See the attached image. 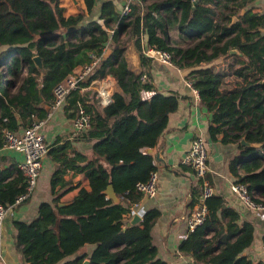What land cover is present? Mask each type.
Returning a JSON list of instances; mask_svg holds the SVG:
<instances>
[{"label": "trees", "instance_id": "16d2710c", "mask_svg": "<svg viewBox=\"0 0 264 264\" xmlns=\"http://www.w3.org/2000/svg\"><path fill=\"white\" fill-rule=\"evenodd\" d=\"M56 1L0 0V149L4 128L20 132L46 118L53 88L93 58L99 60L90 78L111 75L120 91L105 107L97 105L90 91L68 94L63 105L67 118H75L79 105L89 114L88 125L74 135L77 140L93 141V153L87 158L75 151L69 158L66 150L71 142L55 145L56 140L49 149L57 163L51 190L59 184L65 165L81 172L90 190L81 188L63 205L55 194L51 202L38 206L32 221H14L15 244L27 264H81L86 258L92 264H167L158 256L151 234L160 211L148 209L134 224H127L125 216L143 197L135 184L157 169L147 149L166 130L179 99L174 93L155 91L144 55L142 70L130 69L126 59L130 36L141 53L145 35L147 48L167 51L174 65L188 70L186 78L211 113L213 139L222 133L223 141L244 138L251 144L241 146L230 169L238 174L235 182L245 183L254 199L264 203V83L260 82L264 79V13L251 8L241 13L253 0H218L215 4L226 10L218 15L208 3L211 0H134L123 18L115 0H84L87 13L76 15L59 12ZM234 16L237 21L232 23ZM172 30L177 38L171 36ZM107 48L111 52L101 62ZM231 49L238 52L230 53ZM219 57L229 59L228 72L204 66ZM230 76L241 81L227 82ZM110 184L118 203L104 192ZM24 188L17 163L0 154V203L11 205ZM198 196L196 183L190 207ZM205 204L204 221L179 245V252L190 258L187 264H264L245 253L254 238L252 223L238 224V215L223 207L220 195H211ZM88 245H93L90 252Z\"/></svg>", "mask_w": 264, "mask_h": 264}, {"label": "crops", "instance_id": "0c3cea01", "mask_svg": "<svg viewBox=\"0 0 264 264\" xmlns=\"http://www.w3.org/2000/svg\"><path fill=\"white\" fill-rule=\"evenodd\" d=\"M217 1L211 0L208 3L214 7L217 15L226 12L220 3L215 4ZM115 2L116 7L120 9L124 0H115ZM246 6L241 9V13L247 8H251L254 12L264 13V0H253ZM55 7L64 15H76L80 11L87 13L84 0H57ZM233 21L236 22L237 19ZM173 32L175 33L172 30L171 36L177 38ZM133 42L134 36H130L126 59L130 69L138 73L142 70V53L135 48ZM142 42L145 48V35L142 36ZM146 59L149 60L147 69L150 72L155 91L162 94L174 93L179 99L177 110L169 115L166 130L160 136L157 144L147 149L153 156L156 170L159 172L157 196L151 200L146 197H142L140 200L146 209L155 208L160 211V216L151 230L158 256L167 264H187L190 260L189 257L179 252V245L187 233V217L192 209L189 203L192 188L197 180L192 169L182 163V158L189 148L193 135L200 133L205 140L208 152L207 179L213 186L215 195L222 196L223 207L233 210L238 215L236 220L238 224L243 221L252 223L254 238L245 253L255 262L264 261V218L261 212L243 204L231 190L232 184L238 179V174L231 171L230 163L240 153L241 146L246 145H243L241 140L223 141L222 133L217 134L214 139L210 136L211 113L203 106L198 94L187 83L186 73L188 70L174 64L166 65L153 58ZM228 61L229 59L219 57L204 66H214L213 69L216 71L228 72ZM235 80L241 81V78L235 76L226 78L227 82L233 83ZM116 91H120L117 83ZM145 96H149V93ZM39 130L49 144L50 150L56 140L59 141L55 145L68 140L71 142V146L66 150V155L69 158L75 155V151L86 155L87 158L92 156L93 141L75 139L73 120L65 116L63 106L53 111ZM0 154L12 158L16 163L21 158V155L16 152L3 149H0ZM53 158V153L48 151L44 157L36 187L28 201L16 206L12 212H8L3 217L0 224V264H27L25 257L15 244L14 221H32L37 217L38 206L42 202H51L55 194L60 195V201L68 203L81 188L90 190V185L84 175L72 166L65 165L59 184L55 185L53 192L51 190L52 175L57 167ZM65 190L66 192H64ZM125 218L127 221L131 219L128 216ZM92 249L93 245L87 246L88 252Z\"/></svg>", "mask_w": 264, "mask_h": 264}, {"label": "built area", "instance_id": "2783aa9c", "mask_svg": "<svg viewBox=\"0 0 264 264\" xmlns=\"http://www.w3.org/2000/svg\"><path fill=\"white\" fill-rule=\"evenodd\" d=\"M132 1L134 0H124L122 7L119 9L120 18L126 17L129 14L131 10L130 3ZM111 32L114 31L111 30ZM142 55L149 59H156L166 65H173L170 53L165 50L145 47L142 50ZM98 60V58H93L91 61L77 66L63 81L53 88V103L46 118L34 121L30 126L20 132H13L6 128L2 130L3 146L1 149L13 151L21 155L20 160L17 161V167L21 170L24 177L25 188L11 205L5 207L0 203V224L8 212H12L16 206L22 204L33 193L41 174L44 157L49 151V144L39 129L51 116L53 111L61 108L65 104L70 91H90L96 98L99 107H105L112 102L113 94L116 92V81L114 77L107 75L101 78H90ZM144 77L145 75L142 78ZM187 83L198 94L188 79ZM88 123L89 114L83 105H79L77 115L73 119L75 133L84 129ZM207 156L208 152L203 136L200 133L194 134L191 138L189 148L182 158V163L192 169L199 190L198 200L192 206L187 217V233L204 221L207 213L205 201L208 197L215 194L213 186L207 179V172L209 170ZM158 183L159 172L153 170L150 172L146 181L135 184V189L142 193L143 197L151 200L157 196ZM231 190L243 204L250 209L261 212L264 218V203L254 199L253 194L249 192L245 183L234 182ZM146 210L148 209L139 201L131 206L127 216L132 218L134 214H138L142 218Z\"/></svg>", "mask_w": 264, "mask_h": 264}, {"label": "water", "instance_id": "95a60500", "mask_svg": "<svg viewBox=\"0 0 264 264\" xmlns=\"http://www.w3.org/2000/svg\"><path fill=\"white\" fill-rule=\"evenodd\" d=\"M194 3H196V0H195ZM236 19H237L236 17L233 18V20H236ZM233 22H234V21H232V23H233ZM111 35H112V32L109 31V32H108V36L110 37ZM110 52H111V49H110V48H107V49L105 50V52H104V54H103V56H102V58H101V62L104 61V60L109 56ZM237 52H238V51H237L236 49H231V50H230V53H237ZM35 60H36V63H37V65H38V67H39L42 71H44L43 66H42V64H41V61H40V58H39V57H35ZM260 82H261V83H264V79H262ZM46 108L49 109V107H47V106H46ZM241 143H242L243 145H246V146H250V145H251V144H250L249 142H247L244 138L241 139ZM104 192H105V194H106L109 198H111L115 203H118V202H119V198L116 196V194H115V192H114L113 187H112L111 184L108 185V187L104 190ZM63 204H67V203H64V202H63V203H60V205H63ZM140 219H141V218H140V216H139L138 214H134V215L132 216V218L128 221L127 224H134V223H137ZM81 264H92V262H91L88 258H86V259L83 260V262H82Z\"/></svg>", "mask_w": 264, "mask_h": 264}, {"label": "rangeland", "instance_id": "374dc122", "mask_svg": "<svg viewBox=\"0 0 264 264\" xmlns=\"http://www.w3.org/2000/svg\"><path fill=\"white\" fill-rule=\"evenodd\" d=\"M212 68H215L214 66H212Z\"/></svg>", "mask_w": 264, "mask_h": 264}]
</instances>
